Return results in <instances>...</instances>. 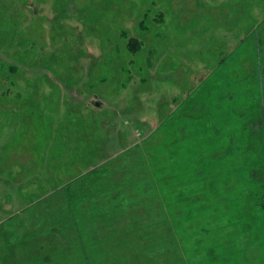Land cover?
Returning a JSON list of instances; mask_svg holds the SVG:
<instances>
[{
  "label": "rangeland",
  "instance_id": "rangeland-1",
  "mask_svg": "<svg viewBox=\"0 0 264 264\" xmlns=\"http://www.w3.org/2000/svg\"><path fill=\"white\" fill-rule=\"evenodd\" d=\"M244 118L261 177L264 0H0V264H264Z\"/></svg>",
  "mask_w": 264,
  "mask_h": 264
},
{
  "label": "trees",
  "instance_id": "trees-1",
  "mask_svg": "<svg viewBox=\"0 0 264 264\" xmlns=\"http://www.w3.org/2000/svg\"><path fill=\"white\" fill-rule=\"evenodd\" d=\"M25 28H26L25 30H27L28 26L26 25ZM120 36L126 40L127 49L131 54L139 53L140 50L142 49V47H144L143 46L144 41H145L144 39H138L136 37H130L127 39V36L124 32ZM10 70H11V67H10ZM13 70H14V68H12L11 71H13ZM186 98L187 99H185L181 102V109L182 110L178 111V108H175L174 110H172L168 114L158 115V119L161 121L159 124V129H158L159 131H162V127L165 126V125H163L164 123L165 124L170 123L171 129L173 131L172 142H180V140L182 139V136H183V130H185L186 120L189 121L191 118H193L192 114H191V112L193 111V107L190 105L189 95ZM176 103H177V100L173 99V102L171 104L176 105ZM164 104H170V103H168L166 101V102H164ZM178 118H180V120L177 122ZM249 125L250 124H248V122L245 118H244V120H241V122H239V125L237 127V131H239L238 136H239L240 140H238L236 142L238 137H233V136L229 135L228 136V142L224 144L222 150L224 151V147L225 146L227 147V150H228L227 154H228L229 158H230V156H234L236 154V152H237V154L239 152H241L243 154H246V153L248 154L249 158L247 159L245 164L241 165V167L244 168V173L241 170L242 168H239V166H238V173L235 171H231V172H229V174L230 175L239 174V177L246 175L247 179H246V183H244V184H246L250 190L248 191L247 199L242 200L243 198L241 195L240 199H238V200H239V202H241V200L246 201V205L249 207H252L256 211V214H257L258 211L261 213H264V176L257 177L258 178L257 179V178H255V176H251V174H250L251 169L250 170L248 169L254 165V162L258 161L257 157H256V154L258 152L255 154V152L253 151V150H257V149L251 148L252 144H250L251 141H254V140L256 141V136H252L253 134H251V127ZM232 128L236 130V128H234V127H232ZM192 135L195 137L194 134H192ZM249 144H250V146H249ZM256 148H258V147L256 146ZM222 150H220V151H222ZM251 150L254 152V154H255L254 156H252L253 153H251ZM205 154L209 155L210 154L209 150L206 151ZM215 155H216L215 153H213V155H211V157H213V161L211 163L212 168H214V161L217 160V157ZM204 156L205 155H202L201 156L202 159L200 157H199V159L203 161L205 159ZM193 158H195V156H193ZM176 159H178V157H176ZM176 159H174V161H175V163H178V161ZM196 159L192 161V163H191L192 165L201 163L200 160H198V159L196 160ZM236 163H237V160H236ZM260 165H263L262 161H261ZM222 177H224V172L222 173ZM216 180H218V179H215V181ZM243 197H245L244 193H243ZM241 203H242V206L240 207V209L243 207V202H241ZM241 215H242V213H241ZM255 215L253 217H249L248 219H245L244 217H242L244 222L240 223L239 226L240 227H242V226L247 227V224H251V221L253 224V222L256 219ZM237 222H238V220L235 223H237ZM246 222H248V223L246 224ZM232 236H233V234H229V238ZM211 251L214 252L215 250H213V248H212ZM242 252H243V254L239 256L238 260L242 264H246L245 261L243 260L245 250H242ZM238 254L239 253L237 252V255ZM235 255L236 254H234V256ZM239 262H238V264H240ZM253 262L254 261H250L248 264H253ZM192 264H195V262L192 261Z\"/></svg>",
  "mask_w": 264,
  "mask_h": 264
},
{
  "label": "water",
  "instance_id": "water-1",
  "mask_svg": "<svg viewBox=\"0 0 264 264\" xmlns=\"http://www.w3.org/2000/svg\"><path fill=\"white\" fill-rule=\"evenodd\" d=\"M96 104V106H99V103H95Z\"/></svg>",
  "mask_w": 264,
  "mask_h": 264
}]
</instances>
